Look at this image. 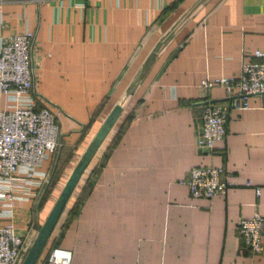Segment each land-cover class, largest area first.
<instances>
[{"label":"crops","instance_id":"0c3cea01","mask_svg":"<svg viewBox=\"0 0 264 264\" xmlns=\"http://www.w3.org/2000/svg\"><path fill=\"white\" fill-rule=\"evenodd\" d=\"M0 18V40L33 32V90L58 113L59 146L41 167L53 185L41 204L35 197L15 207L18 234L34 238L120 106L34 264H50L55 247L69 251L68 264H264V234L253 255L235 230L239 218H264L259 99L228 110L213 155L194 147L204 102L197 86L236 76L264 50V0H0ZM206 97L220 103L225 93L212 87ZM191 165L220 166L231 184L223 195L192 199L181 183Z\"/></svg>","mask_w":264,"mask_h":264},{"label":"built area","instance_id":"2783aa9c","mask_svg":"<svg viewBox=\"0 0 264 264\" xmlns=\"http://www.w3.org/2000/svg\"><path fill=\"white\" fill-rule=\"evenodd\" d=\"M2 24L0 18V29ZM33 41L34 34L28 29L0 40V98L4 103L0 107V264H19L29 247L32 238L15 231L13 211L35 198L47 182V172L41 167L59 146L58 113L33 90ZM252 54V60L240 63L236 76L202 79L197 86L204 102L194 147L205 156L213 155L215 144L222 143L229 109L246 108L249 97H257L264 109V50ZM212 87L224 90L223 102L207 99ZM229 178L220 166L191 165L181 183L192 199H211L225 193ZM263 225L264 218L257 213L236 221V233L253 255L261 250ZM46 261L68 264L69 251L52 248Z\"/></svg>","mask_w":264,"mask_h":264},{"label":"water","instance_id":"95a60500","mask_svg":"<svg viewBox=\"0 0 264 264\" xmlns=\"http://www.w3.org/2000/svg\"><path fill=\"white\" fill-rule=\"evenodd\" d=\"M119 112L120 106L114 105L108 112L106 117L103 119L102 123L100 124L99 128L97 129L85 149L80 154L78 160L76 161L65 182L63 183L60 191L58 192L44 220L37 229L33 241L20 264H34L76 183L84 172L90 159L98 149L99 145L118 118Z\"/></svg>","mask_w":264,"mask_h":264},{"label":"trees","instance_id":"16d2710c","mask_svg":"<svg viewBox=\"0 0 264 264\" xmlns=\"http://www.w3.org/2000/svg\"><path fill=\"white\" fill-rule=\"evenodd\" d=\"M95 170H96V168H93L91 170L90 174L92 175ZM51 176H53V175H51ZM51 176H48L47 182L41 187V190L39 191L38 195L36 196V199H37L36 201H38L39 204L42 203V201L44 200V198L47 195L48 191L50 190L51 186L53 185V181L51 180ZM84 184H85V187L83 186L82 189L86 188V186L87 187L89 186V182L88 181L85 182ZM70 212H71V210H69V213ZM32 241H33V238H32ZM32 241H31V243H32ZM31 243H30V245H31ZM28 248H27V250H28ZM27 250H26V252H27ZM26 252L24 253L23 257L25 256ZM23 257H22V259H23ZM22 259L20 260L19 264L21 263Z\"/></svg>","mask_w":264,"mask_h":264},{"label":"rangeland","instance_id":"374dc122","mask_svg":"<svg viewBox=\"0 0 264 264\" xmlns=\"http://www.w3.org/2000/svg\"><path fill=\"white\" fill-rule=\"evenodd\" d=\"M74 165H75V164H74ZM74 165H73V166H74ZM55 198H56V197H55ZM55 198H54V200H55ZM52 203H53V202H52Z\"/></svg>","mask_w":264,"mask_h":264}]
</instances>
